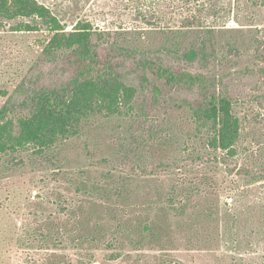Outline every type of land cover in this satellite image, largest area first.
I'll use <instances>...</instances> for the list:
<instances>
[{
	"label": "rangeland",
	"instance_id": "obj_1",
	"mask_svg": "<svg viewBox=\"0 0 264 264\" xmlns=\"http://www.w3.org/2000/svg\"><path fill=\"white\" fill-rule=\"evenodd\" d=\"M36 1L53 19L24 16L0 28V89L14 90L52 27L82 22L152 52L201 47L213 29L208 65L241 98L231 162L249 171L227 169L213 129L200 128L178 98L142 120L140 90L121 115L96 117L38 157L28 115L11 114L0 121V264H264V85L250 75L264 0Z\"/></svg>",
	"mask_w": 264,
	"mask_h": 264
},
{
	"label": "trees",
	"instance_id": "obj_2",
	"mask_svg": "<svg viewBox=\"0 0 264 264\" xmlns=\"http://www.w3.org/2000/svg\"><path fill=\"white\" fill-rule=\"evenodd\" d=\"M24 16L33 20L38 16L41 23L53 19L36 0H0V28L7 21L23 23L19 18ZM50 32L41 55L14 90L0 89V96L6 98L0 121L15 113L28 115L27 134L42 145L32 152L34 156H41L42 148L47 145L80 136L100 115H121L119 108L136 103L141 90L145 95L139 104L140 119H150L149 107L160 104L161 100L178 98L196 117L200 128L207 132L213 129L211 140L227 151L221 157L227 169L237 170L239 174L249 171L231 162L239 135L233 107L241 98L225 75L208 65L215 56L213 29L206 31L201 47L195 44L184 51L156 52L108 40L103 33L82 22L73 30L52 27ZM231 51L239 52L233 46ZM255 57L258 66L251 68L250 75L259 78L263 86L264 40L259 41ZM195 63L201 66L197 70L191 69Z\"/></svg>",
	"mask_w": 264,
	"mask_h": 264
}]
</instances>
